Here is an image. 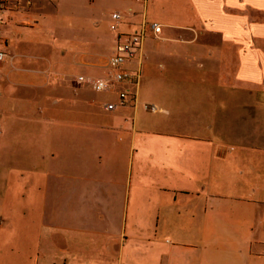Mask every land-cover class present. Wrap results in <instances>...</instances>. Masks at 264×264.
<instances>
[{
  "label": "crops",
  "instance_id": "0c3cea01",
  "mask_svg": "<svg viewBox=\"0 0 264 264\" xmlns=\"http://www.w3.org/2000/svg\"><path fill=\"white\" fill-rule=\"evenodd\" d=\"M2 38L0 264H264V0H17Z\"/></svg>",
  "mask_w": 264,
  "mask_h": 264
},
{
  "label": "built area",
  "instance_id": "2783aa9c",
  "mask_svg": "<svg viewBox=\"0 0 264 264\" xmlns=\"http://www.w3.org/2000/svg\"><path fill=\"white\" fill-rule=\"evenodd\" d=\"M17 0H0V63L4 61L6 56V43L2 38V25H3V13L9 10ZM143 4H148L151 0H136ZM113 20L118 23L122 16L119 12L112 14ZM116 23L112 25V29L117 28ZM160 35L162 33V27L156 22L143 23L135 33L122 35L119 41L113 47V53L109 58V65L111 68L110 73L104 77H96L91 80L92 86L97 93L104 92L113 83H121L124 81H131L136 78V73L125 68V63L131 62L136 58L137 48L148 34ZM84 77H80L78 81L83 82ZM127 102H134V97L130 91L123 94V98L120 104L106 103L98 105L102 110L106 112H113L118 109L119 106L125 105ZM143 109L145 111L157 112L158 108L155 105L144 104ZM264 257V251L262 253Z\"/></svg>",
  "mask_w": 264,
  "mask_h": 264
}]
</instances>
